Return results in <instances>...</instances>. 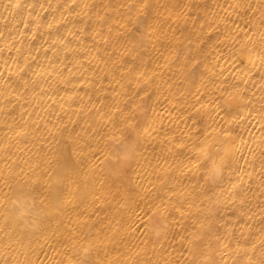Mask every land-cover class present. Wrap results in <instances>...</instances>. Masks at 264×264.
I'll list each match as a JSON object with an SVG mask.
<instances>
[{
	"label": "bare ground",
	"instance_id": "1",
	"mask_svg": "<svg viewBox=\"0 0 264 264\" xmlns=\"http://www.w3.org/2000/svg\"><path fill=\"white\" fill-rule=\"evenodd\" d=\"M261 233L264 0H0V264H264Z\"/></svg>",
	"mask_w": 264,
	"mask_h": 264
},
{
	"label": "rangeland",
	"instance_id": "2",
	"mask_svg": "<svg viewBox=\"0 0 264 264\" xmlns=\"http://www.w3.org/2000/svg\"><path fill=\"white\" fill-rule=\"evenodd\" d=\"M181 236V235H180ZM261 237V238H260ZM263 237V238H262ZM257 238H259V240L261 241H259ZM256 239H257V241L259 242V243H264V234H260L258 237L256 236ZM179 241V240H178ZM180 241H186L184 238L182 239L181 238V240ZM180 253L182 254L181 256H183V257H181L180 258V262L182 261V260H184V257H185V251L183 250V249H181L180 250Z\"/></svg>",
	"mask_w": 264,
	"mask_h": 264
}]
</instances>
